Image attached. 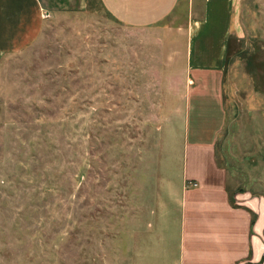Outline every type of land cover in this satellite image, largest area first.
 <instances>
[{
  "label": "rangeland",
  "instance_id": "374dc122",
  "mask_svg": "<svg viewBox=\"0 0 264 264\" xmlns=\"http://www.w3.org/2000/svg\"><path fill=\"white\" fill-rule=\"evenodd\" d=\"M240 20L214 153L230 199L264 198V0L245 1ZM163 26L125 27L95 3L51 14L32 43L0 56V264L147 256L132 255L133 233L153 224L159 169L181 167L200 127L193 110L179 119L183 79Z\"/></svg>",
  "mask_w": 264,
  "mask_h": 264
},
{
  "label": "crops",
  "instance_id": "0c3cea01",
  "mask_svg": "<svg viewBox=\"0 0 264 264\" xmlns=\"http://www.w3.org/2000/svg\"><path fill=\"white\" fill-rule=\"evenodd\" d=\"M245 1L0 0V56L32 43L59 10L96 3L125 27L156 30L164 23L165 60L180 63L177 76L183 79L179 119L193 110L200 127L185 142L181 167L159 169L167 176L154 183L155 198L146 210L153 224L148 234L133 233L132 255H147L136 264H264V198L235 190L230 199L226 170L214 153L225 123L224 76L228 63L239 59L230 42L243 35Z\"/></svg>",
  "mask_w": 264,
  "mask_h": 264
},
{
  "label": "built area",
  "instance_id": "2783aa9c",
  "mask_svg": "<svg viewBox=\"0 0 264 264\" xmlns=\"http://www.w3.org/2000/svg\"><path fill=\"white\" fill-rule=\"evenodd\" d=\"M47 14H44L43 16L45 17Z\"/></svg>",
  "mask_w": 264,
  "mask_h": 264
}]
</instances>
